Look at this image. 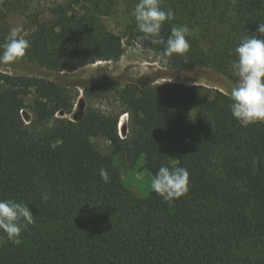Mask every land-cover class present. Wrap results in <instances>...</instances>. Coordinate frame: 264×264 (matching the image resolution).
I'll list each match as a JSON object with an SVG mask.
<instances>
[{
  "label": "trees",
  "instance_id": "obj_1",
  "mask_svg": "<svg viewBox=\"0 0 264 264\" xmlns=\"http://www.w3.org/2000/svg\"><path fill=\"white\" fill-rule=\"evenodd\" d=\"M27 1H4L0 44L9 14L21 12L30 48L15 63L57 74L118 62L126 44L160 56L172 27L186 25L190 49L169 66L233 80L231 50L264 22V0H161L174 19L159 37L138 39L131 15L138 0H52L35 13ZM121 6L130 21L123 36L103 22ZM76 99L65 84L0 70V199L26 203L35 218L21 245L0 240V264H264V123L242 127L225 93L174 82H91L80 115L60 117ZM97 101L113 105L104 111ZM99 137L111 155L93 147ZM120 154L131 166L145 156L152 175L162 164L186 168L188 192L172 203L152 190L138 197L115 166Z\"/></svg>",
  "mask_w": 264,
  "mask_h": 264
},
{
  "label": "clouds",
  "instance_id": "obj_2",
  "mask_svg": "<svg viewBox=\"0 0 264 264\" xmlns=\"http://www.w3.org/2000/svg\"><path fill=\"white\" fill-rule=\"evenodd\" d=\"M131 15L134 17L138 39L159 37L165 22L174 19L172 8L161 7V0H138ZM189 29L186 25L173 26L160 57L167 62L174 55L183 56L190 49L187 40ZM163 42V41H161ZM30 48L23 25L12 26L0 44V64H11L23 59ZM236 58L231 63L236 83L230 86L231 116L242 127L264 123V22L258 24L256 33L244 36L231 50ZM101 179L109 182L106 168L99 170ZM189 171L180 166L170 167L162 164L152 176L150 188L166 203L180 199L188 192ZM49 195L42 194L46 203ZM35 223L30 207L14 199H0V240L5 237L14 245L22 244V233L28 225Z\"/></svg>",
  "mask_w": 264,
  "mask_h": 264
},
{
  "label": "rangeland",
  "instance_id": "obj_3",
  "mask_svg": "<svg viewBox=\"0 0 264 264\" xmlns=\"http://www.w3.org/2000/svg\"><path fill=\"white\" fill-rule=\"evenodd\" d=\"M4 1L0 0V10L3 9ZM51 1L28 0L26 4L29 5L31 12L35 13L36 10H43L48 7ZM103 22L110 32L120 36L125 34V30L130 23L123 6L119 7L113 15L104 18ZM8 23L9 29L15 25H23L25 33H27L28 19L21 12H11L8 16ZM0 70L18 76L44 77L71 87L77 93L74 109L71 114L60 116L70 120L80 115L84 99V87L91 82L118 80L122 86L126 83H137L143 87L174 82L216 89L229 96L230 86L235 84L237 80V78L228 79L210 69L193 67L172 69L168 62H165L154 51L143 48L138 44H126L125 55L118 62H99L73 73L57 74L37 65L26 63L0 64ZM95 105L101 110L108 111L111 109L113 101H97ZM128 119L127 114L122 115L120 118L119 132L121 135H123V129ZM91 142L93 147L102 154L111 155L113 153L112 146L107 139L99 137L92 139ZM114 162L125 187L138 197L147 198L151 192L150 181L153 175L150 171L144 169L145 156H141L133 166L128 163L125 154L115 156Z\"/></svg>",
  "mask_w": 264,
  "mask_h": 264
}]
</instances>
